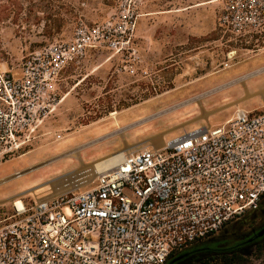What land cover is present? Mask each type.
I'll list each match as a JSON object with an SVG mask.
<instances>
[{
	"label": "built area",
	"instance_id": "built-area-1",
	"mask_svg": "<svg viewBox=\"0 0 264 264\" xmlns=\"http://www.w3.org/2000/svg\"><path fill=\"white\" fill-rule=\"evenodd\" d=\"M216 1L219 26L234 40L264 41V0ZM138 17L134 3L122 0L99 23L79 21L70 40L29 52L17 73L0 66V164L37 137L61 102V75L90 51H106L118 74L150 76L137 46ZM73 176L56 194L10 197L0 264H164L216 236L264 200V111L237 109L223 123L122 151L76 183Z\"/></svg>",
	"mask_w": 264,
	"mask_h": 264
},
{
	"label": "rangeland",
	"instance_id": "rangeland-1",
	"mask_svg": "<svg viewBox=\"0 0 264 264\" xmlns=\"http://www.w3.org/2000/svg\"><path fill=\"white\" fill-rule=\"evenodd\" d=\"M120 1L0 0L1 68L17 73L29 52L70 40L79 21L99 23ZM130 1L139 16L138 50L150 76L140 79L118 74L117 62L106 61V51H90L82 62L70 65L57 83L61 102L39 127L37 137L22 155L0 164V223L10 211V197L6 196L25 184L35 183V189L24 192L40 196L49 188L53 194L61 192L70 177L81 178L80 172L96 160L120 150H140L146 141L160 147L161 135L167 134V139L203 126L202 122L191 125L189 121L145 140L154 130L178 123L193 108L215 111L208 120L210 125L225 121L229 110L218 109L226 100L241 98L237 101L241 108L264 111V66L256 70H262L261 75L250 74L247 78H252L238 81L242 72L264 65V41L245 44L234 40L219 26L216 0ZM231 51L234 56L228 58ZM224 63L229 68L225 69ZM244 64L251 67L238 71ZM226 81L221 89L194 98ZM56 134L62 139L56 141ZM14 169L22 175L7 177ZM252 214L247 213L242 220ZM242 220L216 236L230 234ZM246 228L237 230L236 235L245 234ZM251 254V248L249 254L244 252L245 256ZM249 264H264V255Z\"/></svg>",
	"mask_w": 264,
	"mask_h": 264
},
{
	"label": "trees",
	"instance_id": "trees-1",
	"mask_svg": "<svg viewBox=\"0 0 264 264\" xmlns=\"http://www.w3.org/2000/svg\"><path fill=\"white\" fill-rule=\"evenodd\" d=\"M243 239L242 235L222 233L170 255L164 264H249L253 258H262L264 240L251 249V255L245 256Z\"/></svg>",
	"mask_w": 264,
	"mask_h": 264
},
{
	"label": "crops",
	"instance_id": "crops-1",
	"mask_svg": "<svg viewBox=\"0 0 264 264\" xmlns=\"http://www.w3.org/2000/svg\"><path fill=\"white\" fill-rule=\"evenodd\" d=\"M263 66H264V65H262V66H258V67H256V68H252L251 70H248V71H245V72H242V73L240 74V76L243 77V76H248V75L252 74V75H253L252 77H256V76H258V75H261V74L255 75L254 73H257L259 70H258V71H256V70L259 69V68H261V67H263ZM247 67H251V65H250V66L247 65V64L241 65V66L238 68V71H244L245 69H247ZM255 71H256V72H255ZM262 74H263V73H262ZM254 75H255V76H254ZM238 76H239V75H238ZM236 77H237V76H236ZM252 77H250V78H252ZM250 78H247V79H250ZM247 79H245V81H246ZM239 80H240V78L238 79V81H239ZM228 81H229V80H228ZM228 81L222 83L221 85H217V86H215V87H213V88H211V89L205 90V91H203V92H201V93L195 95L194 98H198V97H201V96L207 95V94H209L212 90H214V89H218V88L222 87V86L225 85ZM220 89H221V88H220ZM263 90H264V89H263ZM239 99H241V98H239ZM239 99H237V100H235V101H232V100H226V101H225V105H222V106L218 109V110H224V109H228V110H229V113H228V115H227L225 121H226L227 119H229V118L234 114L235 110H237V109L244 110V111H250V110H245V109L241 108V107L239 106L240 103L237 104V103H238L237 101H238ZM185 102H186V100H185V101H181V102L177 103L176 105H180V104H183V103H185ZM176 105H175V106H176ZM173 106H174V105H173ZM214 112H215V111H211V110L206 111V110H204V109L193 108V109L191 110L190 115L182 116V117H181V120L178 121V123L176 122V123H174V124H172V125H168V126L166 127V129H162V130H154V131L151 133V135H150L149 137H147L145 140H147V139H149L150 137H153V136L161 135L163 132H165V131H167V130H170L171 128H174L177 124H184V123L189 122V121H192L191 125H196V123H198V122H202V123H204V125L209 124V123H208V120H209L210 117L214 114ZM222 123H223V122H222ZM218 124H220V123H218ZM209 125H210V124H209ZM194 127H197V126H194ZM166 135H167V134L161 135L162 140L165 138ZM143 145H145V146H150V145H153V143L150 142V141H146V142H144ZM15 160H17V159H15ZM13 161H14V160H13ZM31 166H32V165H30V166L24 168V169L21 170V171H24V170H26L27 168H29V167H31ZM17 172L20 173V171H18L17 169H14V170H13V171H12L7 177H13V178H11V179H17L18 177L21 176V175H20V176H18V177H15L16 174H17ZM7 177H6V178H7ZM53 178H55V177H53ZM35 185H36L35 183L29 182L28 184H25L24 186H22V187L20 188V191L15 192V193L10 194V195H7L6 197L8 198V197H12V196H14V195H17V194H19V193H23L24 191L28 190L29 188L34 187Z\"/></svg>",
	"mask_w": 264,
	"mask_h": 264
},
{
	"label": "flooded vegetation",
	"instance_id": "flooded-vegetation-1",
	"mask_svg": "<svg viewBox=\"0 0 264 264\" xmlns=\"http://www.w3.org/2000/svg\"><path fill=\"white\" fill-rule=\"evenodd\" d=\"M242 221L243 224L238 223L232 227L229 235H236L237 230L246 225V233L242 235V238H244L243 246L246 247L244 248V251H247L246 253L248 254L250 248L252 249L264 240V201L261 203L259 209L256 212H253L250 218L243 219Z\"/></svg>",
	"mask_w": 264,
	"mask_h": 264
},
{
	"label": "bare ground",
	"instance_id": "bare-ground-1",
	"mask_svg": "<svg viewBox=\"0 0 264 264\" xmlns=\"http://www.w3.org/2000/svg\"><path fill=\"white\" fill-rule=\"evenodd\" d=\"M261 72H262V70L258 71L257 73H254V74H259ZM246 78H247V76L246 77H242V78H240L239 81H242V80H244ZM114 115L115 114H111L112 117ZM122 151L123 150H120V151H118V152H116L114 154H111L109 156H105V157H103V158H101L99 160H96L95 162H93L90 165V167H88V168H86V170H83V171L80 172V174L78 176L81 177V178H79L77 180L73 179L74 180L73 182L76 183V182L82 180L83 178L89 177L90 173L93 172V171H101L103 169L109 168L110 166H112L114 164V161L117 159V157H119V155H121ZM70 184H71V182L66 183V185H70ZM35 187H36V185L34 187H32V188H29L28 190L35 189Z\"/></svg>",
	"mask_w": 264,
	"mask_h": 264
},
{
	"label": "water",
	"instance_id": "water-1",
	"mask_svg": "<svg viewBox=\"0 0 264 264\" xmlns=\"http://www.w3.org/2000/svg\"><path fill=\"white\" fill-rule=\"evenodd\" d=\"M31 170H34V169H30L29 171H31ZM27 172H28V171H27ZM20 175H22V174L17 173L15 177H18V176H20Z\"/></svg>",
	"mask_w": 264,
	"mask_h": 264
}]
</instances>
